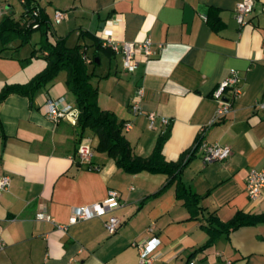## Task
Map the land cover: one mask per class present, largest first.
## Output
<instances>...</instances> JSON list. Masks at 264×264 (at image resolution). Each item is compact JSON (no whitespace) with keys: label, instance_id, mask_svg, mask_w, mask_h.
<instances>
[{"label":"crops","instance_id":"1","mask_svg":"<svg viewBox=\"0 0 264 264\" xmlns=\"http://www.w3.org/2000/svg\"><path fill=\"white\" fill-rule=\"evenodd\" d=\"M42 1L40 9L56 26L53 38L67 37L69 46L85 44L89 54L105 30L119 43L149 38L153 53L137 52L132 72L124 71L120 54L101 44L106 65L97 70L100 52L92 65L98 104L129 124L124 133L141 156L149 155L162 137V154L176 161L202 129L204 140L229 145L231 154L223 161L204 163L197 151L183 167L182 181L221 221L238 211L264 213V194L251 200L245 185L250 168H264V109L259 105L264 102V0H254L242 25L234 16L240 0H48L54 11L66 13L58 23ZM18 58L1 52L0 90L28 81L45 65L39 56L28 62ZM232 71L240 78L241 93L231 111L210 124L219 105L212 93ZM138 87L143 88L141 112L134 114L130 103ZM58 98L64 99L61 106L76 108L65 74L59 73L32 99L10 93L0 102V176L10 177L9 188L0 194L5 242L0 264H138L136 243L152 237L159 240L152 264H264V221L220 233L201 249L209 237L205 219L190 218L175 186L150 196L167 175L119 168L93 149L96 139L89 129L48 117L47 101ZM151 112L153 128L147 117ZM80 143L92 146L94 168L79 161ZM109 189L118 192L117 199L109 198ZM97 202L105 205L106 214L71 221L74 207ZM39 212L51 220L38 218ZM110 216L120 220L112 234L104 226Z\"/></svg>","mask_w":264,"mask_h":264},{"label":"trees","instance_id":"2","mask_svg":"<svg viewBox=\"0 0 264 264\" xmlns=\"http://www.w3.org/2000/svg\"><path fill=\"white\" fill-rule=\"evenodd\" d=\"M23 5L24 9L18 18L8 14L0 20V38L3 45L0 48V57L3 49L7 48L5 45L6 38L20 37L24 41L30 37L32 31L41 30L39 40L41 46L39 50H32L31 55L42 57L45 65L42 70L26 82L4 85L0 90V102L10 93H18L32 99L39 88L54 79L60 71H63L65 72L67 91L73 96L75 107L78 110L76 123L81 130L89 129L92 132L96 139L93 149L113 158L116 165L127 173L150 171L166 174V183L150 196L161 194L170 185L175 186L176 197L183 201L184 206L190 212V218L205 219L203 222L209 237L201 249L212 244L220 233L228 234L242 225L264 221V213L249 214L241 211L236 212L231 219L221 221L214 212H208L201 205L202 196L192 193L186 188L181 179V172L188 160L198 151V141L203 139V136L199 135L193 146L184 150L176 161H167L162 154L164 142L162 137L157 139L149 155L136 154L124 133V122L113 111L104 109L98 104V87L92 81V77L95 75L92 71V65H94L95 58L98 57V51L101 48L98 39L95 50L91 54L87 52L88 47L85 44L77 42L69 46L66 43L67 37H55L50 40L51 23L40 9L38 0H26ZM37 7L39 8V15L34 16L32 10ZM18 49L19 47H16V50ZM22 61H30V56L22 59ZM86 167L88 169L94 168L91 163Z\"/></svg>","mask_w":264,"mask_h":264},{"label":"built area","instance_id":"3","mask_svg":"<svg viewBox=\"0 0 264 264\" xmlns=\"http://www.w3.org/2000/svg\"><path fill=\"white\" fill-rule=\"evenodd\" d=\"M21 4H24L26 0H20ZM254 0H240L234 8V16L236 21L242 25L246 23L248 16L252 13ZM34 16L39 15V8L32 10ZM65 11L56 9L53 14V21L55 23L60 22L65 17ZM37 26V24H34ZM101 44L104 47L110 48L113 52H116L122 56V66L124 71L132 72L138 63L137 52L141 53L145 57H148L153 53L151 48V40L148 38L142 42H128L123 41L121 43L113 39L112 32L105 30L100 36ZM240 78L235 71H232L226 78H224L213 91L212 96L218 102V108L210 121L213 124L225 117L232 109V102L240 95L241 88L239 87ZM230 91V95L227 92ZM143 96V88L138 87L131 99L130 110L132 113L137 114L141 112L140 100ZM228 97V100L225 98ZM63 98L49 99L48 104V117L54 121H58L60 118H67L71 122L76 123L78 118L77 108L63 103ZM260 107L264 109V102H261ZM149 120V126L151 128L155 125V114L149 113L147 115ZM163 123H167V118H162ZM124 128H129V124H125ZM204 129L200 133L203 135ZM198 151L201 152V158L204 163H208L214 160H226L231 154V148L229 145H222L218 142H208L200 139L198 141ZM78 159L82 164L89 165L92 158V148L87 143H80L77 146ZM246 192L251 200L259 199L264 194V168L252 167L249 169L246 176ZM10 186V177L8 175L0 176V194L7 190ZM109 198L115 200L118 198V192L109 189ZM108 209L101 202L92 203L89 205H82L73 208V214L71 221L78 219H88L94 216H102L106 214ZM37 217L40 219L51 220V216L45 212H39ZM120 224L119 218L116 216H110L104 223L105 229L108 233L112 234L116 232ZM159 240L157 237H152L147 242L136 243L139 252L138 264H152L153 256L152 252L155 250ZM5 242L0 234V250L4 249ZM193 260L188 261L186 264H193Z\"/></svg>","mask_w":264,"mask_h":264},{"label":"rangeland","instance_id":"4","mask_svg":"<svg viewBox=\"0 0 264 264\" xmlns=\"http://www.w3.org/2000/svg\"><path fill=\"white\" fill-rule=\"evenodd\" d=\"M1 4L3 5L2 7H0V17H2V14L4 11H6L9 15L18 18L21 15V12L24 9V5L21 4L20 0H1L0 1ZM43 3L46 4V6H48V10L54 11L53 7L50 5V3H48V0H43ZM8 6V7H7ZM56 28V26L51 25L50 26V30H49V39L51 38L52 40L53 38V31ZM72 31V30H71ZM41 38V30H34L32 31L30 37H28L27 40L22 41L20 39V37L15 38V37H9L6 38V42L5 45L7 48L3 49V53L5 56H9L10 54H14L15 57H29L30 59H36L37 56H33L31 55V51L32 50H39L41 44L39 43V40ZM78 40V39H77ZM80 41H82V39H80ZM2 39L0 38V48H2ZM16 47H19L18 50H16ZM93 51L90 50V53H92ZM100 52L101 55V63L97 64V70L100 72L102 71V69L104 68V66L106 65V61L108 60V55H106V53L104 51H98ZM18 58V59H19ZM42 59V57H41ZM40 60V59H39ZM22 61V60H21ZM40 62V61H39ZM95 65V64H94ZM65 74V72L60 71L59 75H63Z\"/></svg>","mask_w":264,"mask_h":264},{"label":"water","instance_id":"5","mask_svg":"<svg viewBox=\"0 0 264 264\" xmlns=\"http://www.w3.org/2000/svg\"><path fill=\"white\" fill-rule=\"evenodd\" d=\"M96 61L99 62L98 58H96ZM225 99L228 100V97ZM169 131H170V126H168V128L166 129V132L164 133V137H168Z\"/></svg>","mask_w":264,"mask_h":264}]
</instances>
